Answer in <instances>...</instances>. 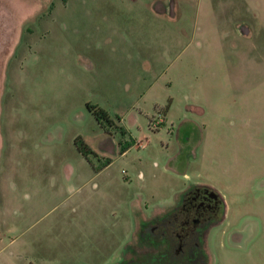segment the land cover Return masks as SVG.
I'll return each instance as SVG.
<instances>
[{
    "label": "rangeland",
    "instance_id": "1",
    "mask_svg": "<svg viewBox=\"0 0 264 264\" xmlns=\"http://www.w3.org/2000/svg\"><path fill=\"white\" fill-rule=\"evenodd\" d=\"M259 26L264 0H0V264L141 256L140 224L195 180L231 205L211 264H264Z\"/></svg>",
    "mask_w": 264,
    "mask_h": 264
},
{
    "label": "flooded vegetation",
    "instance_id": "2",
    "mask_svg": "<svg viewBox=\"0 0 264 264\" xmlns=\"http://www.w3.org/2000/svg\"><path fill=\"white\" fill-rule=\"evenodd\" d=\"M225 210L218 190L195 180L140 224L137 242L143 246L141 256L126 255L127 243L113 264H211V233L223 221Z\"/></svg>",
    "mask_w": 264,
    "mask_h": 264
},
{
    "label": "crops",
    "instance_id": "3",
    "mask_svg": "<svg viewBox=\"0 0 264 264\" xmlns=\"http://www.w3.org/2000/svg\"><path fill=\"white\" fill-rule=\"evenodd\" d=\"M260 27V33L261 34H263L264 35V27H261V26H259ZM235 32L237 33V35L238 36H248V37H250V38H252V36H253V38H254V34H256V30L254 31L255 33L253 34V32H252V36H250V32H251V30H249L248 31V33H247V31H244V32H242L241 34L239 33V30H238V28H236L235 29ZM263 56L264 55H261V57H258L259 59H258V62H260V65H262V64H264V58H263ZM241 80H243V81H245L244 83H243V89H244V91L246 92H249V93H258V92H261V93H264V74H253V73H251V74H249V75H245V77L244 78H241ZM119 120H121L120 119V117L118 118ZM114 120V119H113ZM121 122V121H120ZM127 128V127H126ZM105 130V129H104ZM127 130V129H126ZM207 132H208V128H206L205 130H204V132L202 131V138L204 139L205 138V136H206V134H207ZM105 133L107 134V138H108V140L110 141L109 143H108V141H107V143L105 142L104 143V145L106 146V149L107 150H113L114 151V149H115V147H116V144H117V146H118V152H119V144H118V141L116 140V136H115V133L113 134L112 132H108L107 130H105ZM91 147V146H90ZM92 148V147H91ZM93 149V148H92ZM129 149V148H128ZM128 149H126L124 152H122V153H120V154H124L126 151H128ZM94 150V149H93ZM111 150V151H112ZM95 151V150H94ZM98 155H100V156H104V155H101L102 153H98V152H96ZM105 157H107V156H105ZM108 157H110V156H108ZM112 159V158H111ZM112 161V160H111ZM108 165V164H107ZM106 165V166H107ZM64 167H65V164H64ZM105 167V166H104ZM66 168V167H65ZM102 169V168H101ZM213 187H215L217 190H218V192L222 195V198H223V200H224V202H225V205H226V207H230L231 205H230V202H229V200H228V198H227V196H226V193H225V191L224 190H222L221 189V187H219V186H217V185H215L214 183H210ZM262 186V185H261Z\"/></svg>",
    "mask_w": 264,
    "mask_h": 264
},
{
    "label": "trees",
    "instance_id": "4",
    "mask_svg": "<svg viewBox=\"0 0 264 264\" xmlns=\"http://www.w3.org/2000/svg\"><path fill=\"white\" fill-rule=\"evenodd\" d=\"M88 107V109L94 114L95 118L97 119V121L104 127L107 124L111 125L114 123V120L108 115L107 111L105 109H103L102 107L96 105V104H91V103H87L86 105ZM119 130L122 134L126 133V129L123 126H119ZM134 143V141H125V142H121L119 141V152L122 153L124 152L126 149H128L132 144ZM74 144L76 146V148L80 151V153L86 157V159L91 162V158L90 155H95L98 157V154L96 153V151H94L90 145L80 136L77 135L74 137ZM111 157H105L101 167L106 166L107 164H109L111 162Z\"/></svg>",
    "mask_w": 264,
    "mask_h": 264
}]
</instances>
